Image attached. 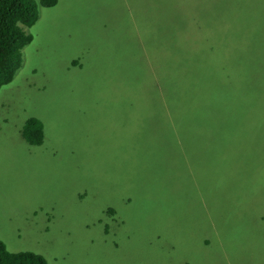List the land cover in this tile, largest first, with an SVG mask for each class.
I'll list each match as a JSON object with an SVG mask.
<instances>
[{"label":"rangeland","instance_id":"obj_1","mask_svg":"<svg viewBox=\"0 0 264 264\" xmlns=\"http://www.w3.org/2000/svg\"><path fill=\"white\" fill-rule=\"evenodd\" d=\"M189 1L39 5L22 66L0 88V240L10 251L49 264H264L251 224L264 214V84L237 116L249 60L227 20L208 22ZM256 1L228 2L252 21L264 10ZM164 49L171 63L156 61ZM233 61L241 69L226 71ZM30 117L43 125L39 145L22 135Z\"/></svg>","mask_w":264,"mask_h":264},{"label":"trees","instance_id":"obj_2","mask_svg":"<svg viewBox=\"0 0 264 264\" xmlns=\"http://www.w3.org/2000/svg\"><path fill=\"white\" fill-rule=\"evenodd\" d=\"M202 1L204 0H190L189 5L191 3L197 5L200 17L206 19L208 22L209 18L213 19L214 22L227 20L229 22V29L234 30L231 40H240V44L244 49L239 50L238 53L243 52V55L249 60L242 69L243 71L237 75V79L243 75V82L237 86L239 90L235 91L233 97V104L237 107L236 115L240 116L244 114L242 112L249 105L247 99L253 98V100H256L261 92V86L264 84V57L255 54L264 48V43L260 42L264 37V34L261 33V30L264 28V10H254L252 15L248 13L252 21L241 20V10L233 12L230 2H228L229 0H206L213 4L212 8L203 5ZM259 1L264 3V0H257L256 2ZM57 3L58 0H0V88L11 82L17 70L22 66V48L33 39L32 33H28L25 28H30L36 23L39 18V5L52 7ZM242 3L246 5V2L242 1ZM186 9L187 6L185 5L179 8H172L171 12L172 15H176L178 11L181 12ZM208 49L212 52L215 50V46L208 44ZM252 50L254 51V55L251 53ZM164 51L163 54L156 53V61L162 62V60H167L166 63H171L168 61L173 58L174 50L164 49ZM177 58L178 56H176ZM182 60L183 57L180 53L179 62L181 64L183 63ZM244 62L246 61L244 60ZM73 63H77V61H73ZM229 66H231L230 63ZM238 68L240 66L236 61H233V66L225 70H239ZM171 78L174 79L172 76ZM164 88L170 97L179 95L175 91L174 85L169 81L165 83ZM251 105L254 104H250L249 110H251ZM219 124L215 122L214 127L220 128L222 125L220 126ZM27 125L33 129L25 128ZM22 135L31 144L39 145L43 143L45 135L41 121H38L36 117L28 118L23 126ZM223 141H225V138H223ZM108 210L110 213L115 211L114 208H109ZM254 218L257 221L251 224L257 227L258 231L264 235V214L261 212L259 214L258 212V215ZM0 264H49V262L45 256L35 251H10L5 242L0 240Z\"/></svg>","mask_w":264,"mask_h":264}]
</instances>
